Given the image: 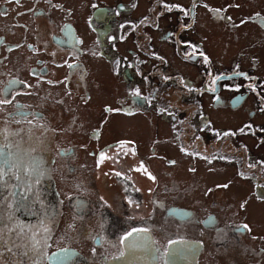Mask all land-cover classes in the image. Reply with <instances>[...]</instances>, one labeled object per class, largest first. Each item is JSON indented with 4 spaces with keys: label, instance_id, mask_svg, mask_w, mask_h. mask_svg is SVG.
I'll return each instance as SVG.
<instances>
[{
    "label": "flooded vegetation",
    "instance_id": "af4514ba",
    "mask_svg": "<svg viewBox=\"0 0 264 264\" xmlns=\"http://www.w3.org/2000/svg\"><path fill=\"white\" fill-rule=\"evenodd\" d=\"M229 1L0 0V264H264L261 64L208 37Z\"/></svg>",
    "mask_w": 264,
    "mask_h": 264
},
{
    "label": "rangeland",
    "instance_id": "374dc122",
    "mask_svg": "<svg viewBox=\"0 0 264 264\" xmlns=\"http://www.w3.org/2000/svg\"><path fill=\"white\" fill-rule=\"evenodd\" d=\"M241 5L235 2V0H230L227 5L235 6L231 10V12L228 14L229 17H231L230 23H218V22H212L210 23L208 21L207 12H199V21L205 18V21L209 22V26L211 28L210 34L208 37H211V41L209 42L210 47L213 48V56H220L221 55V62L227 63L229 62L230 64H233V60L235 61L234 63H239L240 64V70L243 67L247 68H252L250 62L256 61L259 59V62L261 64V67H259L260 74L262 79L264 78V54L262 52H259L258 49H264V35L260 33L259 31H255L256 29H251L250 25H243L240 26L238 24V21L247 19L249 20L250 17L254 16L257 11H261L262 15H264V0H239ZM256 2V4H254ZM223 5V4H222ZM224 15V14H223ZM226 16V15H225ZM225 20V19H223ZM226 21V20H225ZM203 23H197V28L201 29ZM172 31V30H170ZM202 33H205L204 30H200ZM255 31V32H254ZM167 33V32H166ZM252 35H255L252 37ZM247 38L248 39L246 42H244ZM222 52L220 51V47ZM119 47L123 48L126 47L125 43L119 44ZM215 49V51H214ZM229 49V50H228ZM228 50V51H225ZM225 51V52H223ZM211 59V57H210ZM97 68H99V65H95ZM94 66V67H95ZM242 66V67H241ZM106 67L103 66V71L105 74V77H107V82L110 85L111 77L108 74V71L105 69ZM102 74V75H103ZM264 82V80H263ZM115 83L112 81V85L110 87H104L107 88V92L102 93L101 96L99 97V100H101V97L103 99H110L113 98L115 94ZM114 92V93H113ZM264 108V105H262ZM264 111V109H262ZM81 111V109L79 110ZM222 117V116H221ZM117 122L122 125V130L119 133L124 132L127 130V126L130 124L123 119L117 118ZM261 122V121H260ZM143 124V127L146 131L151 133L152 126L147 124L145 121H141ZM262 123V122H261ZM132 127V126H129ZM134 132V131H133ZM165 132L167 130L165 129ZM246 143L248 142L247 139L244 140ZM168 149V148H167ZM168 151V150H167ZM75 166H78V164H75ZM221 167V166H220ZM213 168V170H215ZM228 169L225 168H218L216 173L217 176H214L212 179H208L207 182L200 183V188L194 190V194L189 197L188 199L183 200V204L188 205L193 208H205L208 206V203H210V199L207 198V195L204 194L202 191H210L207 190V187L213 184L218 183L217 181L224 182L229 175L226 174ZM200 174H203L200 172ZM189 174L186 176L183 180V191H185V183L188 181H194L197 179L196 176H191ZM219 177V178H216ZM229 183V181L227 180ZM69 185V183L65 184ZM239 189L237 190L236 196L238 198H241L243 200H246L248 198V195L241 194V189L242 187H246L247 185H239ZM69 193L63 194L62 197H67ZM231 197L232 194H229ZM238 203L235 202L234 206L237 207ZM258 209H261L257 211ZM260 212L261 214H264V205H261V208L257 206L256 204L253 205V202L250 203L249 210L245 211L244 214H248V221L249 223H257V225L260 227L259 229V235L261 236L260 240H257V244L259 248H264V216L263 218H258L256 216V213ZM240 214V212H239Z\"/></svg>",
    "mask_w": 264,
    "mask_h": 264
},
{
    "label": "snow or ice",
    "instance_id": "6c2138e0",
    "mask_svg": "<svg viewBox=\"0 0 264 264\" xmlns=\"http://www.w3.org/2000/svg\"><path fill=\"white\" fill-rule=\"evenodd\" d=\"M70 67H71V65H70ZM136 94L139 95L138 92ZM117 175H120V173H117ZM3 178H4V172H3V170H0V180H3ZM150 178H153V177H150ZM244 227L247 228L248 226L247 225H244ZM129 235H131V234H129Z\"/></svg>",
    "mask_w": 264,
    "mask_h": 264
}]
</instances>
